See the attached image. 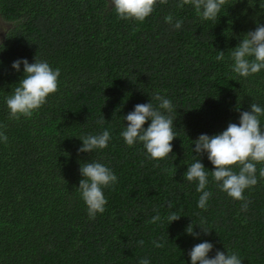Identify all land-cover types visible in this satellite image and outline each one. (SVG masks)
Segmentation results:
<instances>
[{"label":"trees","instance_id":"trees-1","mask_svg":"<svg viewBox=\"0 0 264 264\" xmlns=\"http://www.w3.org/2000/svg\"><path fill=\"white\" fill-rule=\"evenodd\" d=\"M181 2L158 4L141 23L119 19L109 0H0L8 24L0 38V132L8 137L0 141V264H191L190 250L204 241L214 245L210 257L219 250L242 264H264V164L256 165L257 185L244 192L247 210L217 186L206 153V209L198 207V182L185 178L200 159L194 141L201 134L238 124L253 102L264 107V69L241 77L231 56L264 24L261 0H227L215 22ZM36 58L60 69L59 91L30 119H10L6 99L24 77L23 64L20 71L12 64ZM157 93L174 106L177 136L160 161L120 135L124 117ZM105 129L107 148L78 153L79 137ZM86 162L103 163L118 178L103 189L106 210L94 220L77 190ZM171 212L181 218L170 223ZM157 214L161 220L151 223ZM190 224L199 236L186 232Z\"/></svg>","mask_w":264,"mask_h":264},{"label":"clouds","instance_id":"clouds-1","mask_svg":"<svg viewBox=\"0 0 264 264\" xmlns=\"http://www.w3.org/2000/svg\"><path fill=\"white\" fill-rule=\"evenodd\" d=\"M168 0H109V7L114 6L118 18L121 20H134L143 23L155 10L158 4H167ZM227 0H182L179 5L194 6L197 13H201L206 21L215 22L225 6ZM259 7L264 10V0ZM171 23V17L167 18ZM182 20L176 21L175 29H180ZM234 61L233 71L241 77L247 78L264 69V24H257L254 31H249L243 36L241 42L231 53ZM217 60L224 59V51H220ZM23 64L24 77L15 87L14 93L6 99L10 110V119L19 120L21 117L30 119L48 101L50 95L59 91L60 69H53L49 63L37 60L29 63L27 59H18L12 67L20 71ZM158 101L154 106L152 100ZM239 110V109H238ZM175 111L172 102L159 93L151 98L150 103L137 104L134 111L128 113L124 120L127 126L121 132L125 143L134 146L140 142L146 149L148 156L156 161L165 160L173 153V141L177 138L174 132ZM264 116V107L257 103L251 104L250 111H240L239 123H229L226 130L219 134L209 136L201 134L194 141V152L200 157L196 162L188 166L185 178L190 182H198L197 191L202 195L198 201V207L206 209L211 192L206 191L209 184L208 172L201 162V157L206 153L208 160L214 165L211 171L217 186L231 198L242 202L243 210H247L248 203L244 195L246 189L254 188L257 183L256 165L264 164V128L261 126L260 117ZM151 121L147 127L145 124ZM105 123L104 116L97 120V124ZM83 141L78 153H93L94 150H102L108 147L111 140L110 132L105 129L99 135H85L79 137ZM0 141L7 143L8 137L0 132ZM238 168L239 171H234ZM80 180L77 189L87 206L90 219H95L97 214H103L108 203L103 189L114 187L118 181L115 173L103 163H82ZM259 176L264 178V167L260 168ZM169 208L172 204L169 203ZM181 218L176 212H171L167 219L170 223ZM161 220L159 214L152 217L151 223ZM190 224L186 228L189 235L199 236L195 228ZM204 234L211 231L198 225ZM155 247L162 248L164 243L153 242ZM143 245L144 241H138ZM214 245L204 241L194 245L189 256L191 264H242V260L236 253L225 254L217 250L214 257H210ZM139 264H150L147 258H142Z\"/></svg>","mask_w":264,"mask_h":264},{"label":"rangeland","instance_id":"rangeland-1","mask_svg":"<svg viewBox=\"0 0 264 264\" xmlns=\"http://www.w3.org/2000/svg\"><path fill=\"white\" fill-rule=\"evenodd\" d=\"M8 27V24L4 21V19L0 16V38L2 39L4 36V31Z\"/></svg>","mask_w":264,"mask_h":264}]
</instances>
